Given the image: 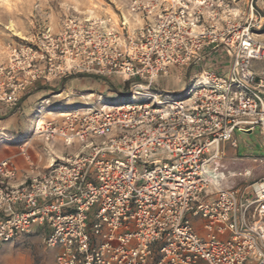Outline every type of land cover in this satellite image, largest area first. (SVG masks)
<instances>
[{
	"label": "built area",
	"instance_id": "built-area-1",
	"mask_svg": "<svg viewBox=\"0 0 264 264\" xmlns=\"http://www.w3.org/2000/svg\"><path fill=\"white\" fill-rule=\"evenodd\" d=\"M130 11L143 24L66 16L0 66L8 106L66 75L128 84L116 99L35 121L34 134L66 148L44 169L23 148L21 179L12 157L0 160V245L39 226L54 264H264V175L226 187L214 165L227 142L238 147L236 130L258 127L264 143L259 10L252 0L246 11L234 0H130ZM172 67H194L176 93L157 83Z\"/></svg>",
	"mask_w": 264,
	"mask_h": 264
},
{
	"label": "rangeland",
	"instance_id": "rangeland-1",
	"mask_svg": "<svg viewBox=\"0 0 264 264\" xmlns=\"http://www.w3.org/2000/svg\"><path fill=\"white\" fill-rule=\"evenodd\" d=\"M251 0H234V7L246 11ZM255 9L262 16L260 29H253L256 39L264 42V0H252ZM66 16L79 18L109 17L119 28L124 20L130 27L139 26L145 21L143 13L130 11V0H0V66H6L12 47L34 41L40 34L49 30L56 33ZM194 67H172L165 77L157 80L165 91H182ZM252 68L257 73L264 71V60H254ZM2 77L0 76V86ZM36 88L46 92L32 96L27 102L22 100L37 89L26 92L15 106L4 101V129H0V149L7 151L17 146L19 140L29 141L28 150L49 149L43 139L33 133V125L59 113L80 106L96 105L99 100L110 101L125 92L128 84L119 75L109 77L89 74H72L56 77L48 82L35 83ZM34 85V86H35ZM19 108V109H18ZM24 108V110H23ZM14 113V114H12ZM59 118V117H58ZM234 136L238 147L233 148L227 142L224 153L215 162L217 171L223 174L222 185L236 187L256 181L264 175V143L258 127L252 132L236 130ZM13 148V147H12ZM19 148V147H18ZM43 151V150H41ZM244 155L257 156L260 160L241 158ZM210 166V165H209ZM245 170L249 173L245 174ZM54 253L42 240L33 239L25 234L0 245V264H54Z\"/></svg>",
	"mask_w": 264,
	"mask_h": 264
},
{
	"label": "crops",
	"instance_id": "crops-1",
	"mask_svg": "<svg viewBox=\"0 0 264 264\" xmlns=\"http://www.w3.org/2000/svg\"><path fill=\"white\" fill-rule=\"evenodd\" d=\"M40 88H36V85L33 86V90L36 88L37 90L33 93V94H29L28 96H26L23 100H22V105L23 103L27 102L28 99H30L32 96H42L44 95L46 92H50L52 90L49 91H45L41 88V86H38ZM32 88H30V90H32ZM29 90V91H30ZM11 108L10 107H4V103L0 102V129L3 130L4 126H6V123H4V110L9 111ZM19 109V108H18ZM24 110V108H23ZM14 114V113H12ZM18 141L21 143H18V147L15 146H11V148H9L7 151L1 150L0 149V160L5 158V157H12L14 162L17 165L18 168V174H17V179H21L24 175V172L27 169V160L25 159V157L21 154L20 149H26L27 153L29 155V161L31 163H33L38 169H44V167H46L49 162L51 161V158L55 155H61L62 153L65 152L66 148L62 145L61 142L59 141H54L53 144L49 147V149L47 148H43L40 150H34V152L31 153V150H28L29 141H24L22 142V140ZM13 147V148H12ZM43 150V151H41ZM53 154V155H52ZM193 223L195 224V226L197 227V229L199 231H201V227H200V221L198 219H194ZM25 235L30 236L33 239H37V240H42L43 241V229L39 226H35L31 229L30 232L25 233ZM53 253H55V249L53 248H49ZM54 262V259H53Z\"/></svg>",
	"mask_w": 264,
	"mask_h": 264
},
{
	"label": "bare ground",
	"instance_id": "bare-ground-1",
	"mask_svg": "<svg viewBox=\"0 0 264 264\" xmlns=\"http://www.w3.org/2000/svg\"><path fill=\"white\" fill-rule=\"evenodd\" d=\"M59 115H63V112H62V113H59ZM38 122H39V120H38ZM219 175L221 176V178H223V177H222L223 174L219 173Z\"/></svg>",
	"mask_w": 264,
	"mask_h": 264
}]
</instances>
